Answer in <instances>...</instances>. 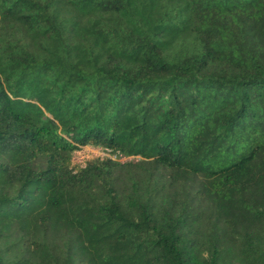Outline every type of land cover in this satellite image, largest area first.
Masks as SVG:
<instances>
[{"label":"trees","instance_id":"trees-1","mask_svg":"<svg viewBox=\"0 0 264 264\" xmlns=\"http://www.w3.org/2000/svg\"><path fill=\"white\" fill-rule=\"evenodd\" d=\"M0 264H264V0H0Z\"/></svg>","mask_w":264,"mask_h":264},{"label":"rangeland","instance_id":"rangeland-1","mask_svg":"<svg viewBox=\"0 0 264 264\" xmlns=\"http://www.w3.org/2000/svg\"><path fill=\"white\" fill-rule=\"evenodd\" d=\"M110 158L115 161L126 163L133 160H138L135 157H122V155L118 153L111 152L106 149L88 146L82 147L81 149L75 151L72 154V165L76 167V171L80 168H84L86 164L90 161H96L98 159Z\"/></svg>","mask_w":264,"mask_h":264},{"label":"built area","instance_id":"built-area-1","mask_svg":"<svg viewBox=\"0 0 264 264\" xmlns=\"http://www.w3.org/2000/svg\"><path fill=\"white\" fill-rule=\"evenodd\" d=\"M123 157V156H122Z\"/></svg>","mask_w":264,"mask_h":264}]
</instances>
